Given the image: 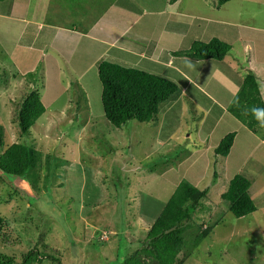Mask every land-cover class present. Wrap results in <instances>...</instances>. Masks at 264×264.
Masks as SVG:
<instances>
[{"label": "rangeland", "instance_id": "1", "mask_svg": "<svg viewBox=\"0 0 264 264\" xmlns=\"http://www.w3.org/2000/svg\"><path fill=\"white\" fill-rule=\"evenodd\" d=\"M61 1L62 7L49 10V14L74 27L84 22L79 19L82 14L90 19L87 7L94 13L97 7V0ZM135 1L141 10L149 5L162 8L164 2ZM10 2L0 0V10H6ZM118 2L127 6V0ZM214 4L215 0H182L181 9L187 7L188 13L195 15L203 13L204 18L193 21L187 36L196 39L197 33L206 42L214 34L217 39L228 40L226 58L234 67L228 69V64L217 59H203L202 65L191 59H186V65V61L176 60L192 78L187 90L160 108L154 121L128 120L120 127L104 116L96 64L90 65L89 59L72 64L74 79L85 74V97L74 91V86L62 94V84L70 80V74L48 66L45 75L40 62L32 74H27L30 62L38 57L42 61L48 49L33 55L24 48L29 42L24 31L20 35L24 38L14 47V41L10 42L13 36L5 33L10 24L0 20V151L20 141L53 157L47 169L42 165L40 174H47V178L39 177V190L34 193L14 190L21 186L28 191V182L22 177L0 176V214L5 218L0 253L13 256L17 264L33 247L41 252L42 262L31 264H120L145 237L150 222L184 180L206 188L207 195L202 210L193 214L194 225L184 234L190 253L182 264H264V129L259 126L256 132L251 131L228 111L233 101L230 84L240 85L239 75L253 72L264 100V0H230L219 9ZM156 23L160 26L162 22L156 19ZM141 27L147 26L139 23ZM185 51L180 52L179 59L188 56ZM215 67L224 70L227 77L213 72ZM177 77L181 88L187 82ZM30 89L39 90L47 109L26 137L19 136L13 116L19 99ZM55 94L59 96L50 103ZM221 104L227 106L224 112ZM75 116L78 120L74 121ZM234 131L228 158L215 157L212 148ZM202 138L208 140L205 143L209 147L201 144ZM237 171L252 180L249 192L256 205L255 211L242 217L228 211L226 200L220 197ZM7 191L10 196L4 195ZM208 226L212 227L209 235L192 247L196 232ZM96 230L101 235L93 240ZM114 231L116 240L109 236ZM106 237L110 238L108 243H99Z\"/></svg>", "mask_w": 264, "mask_h": 264}, {"label": "trees", "instance_id": "2", "mask_svg": "<svg viewBox=\"0 0 264 264\" xmlns=\"http://www.w3.org/2000/svg\"><path fill=\"white\" fill-rule=\"evenodd\" d=\"M71 1L73 0H69ZM175 1L169 0L170 3ZM228 1L230 0H215L214 6L219 9ZM229 50V44L212 38L207 42L195 41L190 49L183 53L195 59L221 60ZM96 66L101 82L100 100L103 113L107 121L116 127H120L128 120L154 121L159 104L167 100L178 89L177 84L165 76L135 67H126L108 59L99 60ZM71 83L72 87H75V90L72 89L85 97L86 92L79 81L72 80ZM15 109L13 121L16 123L18 135L26 137L30 127L46 111V106L42 102L39 90L30 89L24 92ZM228 111L249 130L256 132L259 126L264 129V124H262L264 122V100L260 93L259 80L253 72L244 75ZM75 119L78 120V117L75 116L74 121ZM1 130L2 126H0ZM235 133V131L228 132L218 141L213 149L215 157L228 158L227 156L232 151ZM51 159H53L51 154L36 149L28 142H12L0 151V176L5 179L4 173H6L22 177L28 182L29 192L23 190L20 185L21 190L17 186L14 190L28 195V193L39 190V177L44 175L47 178V174H40V171L42 165H49ZM241 172L233 173L226 190L220 194V197L227 202L228 211L236 217L245 216L256 210V205L249 192L252 180ZM214 177H217L216 171H214ZM206 192V188L199 189L188 181H180L150 222L145 237L135 247H132L125 257L121 258L120 264H182L184 257L190 253L187 250L188 241L184 234L194 225L191 220L196 221L193 219V214L204 207L202 200L206 197ZM4 195L10 196L11 193L7 191ZM143 211V215L148 216ZM4 224L5 218L0 214V230ZM211 229L212 227L208 226L197 231L192 238V247L199 246L201 241L209 235ZM100 235L101 231L96 230L93 240ZM116 235L115 231L109 234L112 240L114 238L116 240ZM110 238L106 237L99 243H108ZM179 254H182L183 258H180ZM48 258L53 257L48 256ZM33 261L42 262L41 252L37 247L27 251L18 264H31ZM0 264H17V262L13 256L0 253Z\"/></svg>", "mask_w": 264, "mask_h": 264}, {"label": "crops", "instance_id": "3", "mask_svg": "<svg viewBox=\"0 0 264 264\" xmlns=\"http://www.w3.org/2000/svg\"><path fill=\"white\" fill-rule=\"evenodd\" d=\"M154 1L152 0L153 3ZM9 2L10 5L6 10H0V20H6L10 24V29L5 33L7 36L11 34L10 38L13 36V39L10 40L9 38L8 40L11 43L13 40L15 43L13 46L16 47L24 38V34L27 33L28 37L26 40L29 42L24 45L25 49L32 50L33 55H36L35 53L39 50L48 49L42 61L39 60V57L30 58L33 61L30 62V67L25 72L36 70L38 66L36 63L38 62L43 65V71L48 66L57 71H60V69L66 70L70 74V80L62 84V94L72 88V80H78L86 92L82 81L85 74L81 73L77 79H74L73 75H76V70L72 67V64H82L89 59L91 60L90 65H97L99 60L108 59L126 67H135L165 76L175 81V83L177 76L181 78V82L184 80L187 82L182 84L181 88L177 84V91L159 104V111L160 108L163 107L162 109H164L169 106L171 100H176L179 95L187 90V85L192 82V78H189L185 72V66L176 65V60H180V62L186 61L185 65L187 64L186 59H191V61L199 64L205 63L203 59L190 58V56H184L179 59V52L187 50L192 42L204 40H201L200 35L197 33L196 39L193 38V35L187 36L188 31L190 32L189 29H192L193 21H202L204 18L203 13L195 15L188 13L187 7L181 9L182 0H176L173 3H170L169 0H164L160 5L162 8H155L149 5L148 9L144 8L142 10L135 0H127V6L118 2V0H97L95 13L87 7L85 12L90 19L87 21L82 12V16L79 19H83L84 22H80L78 27H74V24L64 25L63 21H58V15L51 16L49 14V10L61 8V4H64V1L54 0L51 3V0H9ZM204 5L208 6L210 4L204 2ZM81 14L79 13V15ZM204 16L208 15L204 14ZM156 19L162 22L161 27L157 26ZM139 23L147 27L138 28ZM155 26L157 28L160 27V29L157 31ZM154 30L157 31V34ZM22 31H24V34L20 37ZM212 38L217 37L212 34L205 41H209ZM219 40L228 44V40ZM25 56L28 57V55ZM227 56L221 59L220 62L228 64V69H230L233 64H231L232 66L230 65V61L226 58ZM215 68L213 72L216 71L219 77V73L222 76L228 75L224 70ZM47 73L46 69V74L45 71L44 74L47 75ZM239 76H241L240 80L242 81L244 76ZM68 81L70 84H68ZM238 86L240 88V85L236 83L232 82L230 84L232 98L235 97L236 91L239 90ZM234 92L236 93L234 94ZM58 96L59 94L53 95L50 103ZM226 107V105L221 104L222 110L224 109L223 112ZM262 140L264 141V139ZM202 142L203 146H210L205 143L208 142L207 139L202 138ZM197 153L198 149L193 154ZM186 155L188 156V154Z\"/></svg>", "mask_w": 264, "mask_h": 264}]
</instances>
